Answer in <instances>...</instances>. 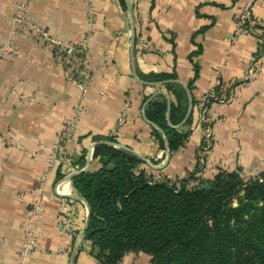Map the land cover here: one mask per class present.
<instances>
[{
  "label": "crops",
  "instance_id": "1",
  "mask_svg": "<svg viewBox=\"0 0 264 264\" xmlns=\"http://www.w3.org/2000/svg\"><path fill=\"white\" fill-rule=\"evenodd\" d=\"M247 1L88 0L93 76L84 94L65 79L52 47L16 35L19 54L0 58V264H17L31 200L19 195L40 184L48 201L40 221V251L31 264L71 263L87 208L69 176L100 168L93 157L96 146L139 157V168L154 179L178 181L199 162L204 178L219 168H238L246 178L264 169V67L247 80L260 50L264 0L252 10V33L232 40L235 18ZM17 2L0 0V45L8 40ZM26 17L64 43L77 45L87 33L83 0H29ZM139 35L151 51L138 47ZM230 92L233 100L220 104L219 98L231 97ZM211 94L206 116L213 121V145L204 151L206 125L197 123V104ZM127 98L126 119L118 126ZM81 104L86 111L63 146L62 160L48 164L45 157H32L39 146L50 152L64 119ZM157 104L165 105L168 125L187 135L169 157L163 131L147 116ZM59 182L65 194L55 191ZM67 226L72 234L64 232ZM96 252L84 239L72 264H98ZM117 264H150V256L128 252Z\"/></svg>",
  "mask_w": 264,
  "mask_h": 264
},
{
  "label": "trees",
  "instance_id": "2",
  "mask_svg": "<svg viewBox=\"0 0 264 264\" xmlns=\"http://www.w3.org/2000/svg\"><path fill=\"white\" fill-rule=\"evenodd\" d=\"M165 111L157 104L147 116L172 154L187 135L168 125ZM93 157L100 168L72 182L90 208L84 239L98 264H117L128 252L147 254L150 264H264V169L246 178L238 168H219L204 178L199 162L172 181L154 179L122 149L99 145Z\"/></svg>",
  "mask_w": 264,
  "mask_h": 264
},
{
  "label": "built area",
  "instance_id": "3",
  "mask_svg": "<svg viewBox=\"0 0 264 264\" xmlns=\"http://www.w3.org/2000/svg\"><path fill=\"white\" fill-rule=\"evenodd\" d=\"M87 6L88 18H87V33L83 37L80 43L77 45L64 43L57 40L43 27L30 22L27 17L29 0H18L15 4L14 15L12 17V28L8 37V40L0 45V58L4 55L17 56L19 51L14 46V39L16 35L22 34L30 42L40 44L43 46L52 47L57 55L58 63L63 69V75L66 80L72 82L81 93H86L92 82L93 67L89 60V53L87 47V40L92 30V7L88 3V0H83ZM259 0H248L245 6L239 11L235 18V26L232 32V40H236L241 36L250 35L252 33L253 21L252 10ZM260 50L255 55L249 68V75L247 80L254 79L261 73L264 67V22L260 24ZM137 45L141 50L151 51L152 46L142 36H137ZM219 85V81L216 86ZM232 94V92H230ZM230 94V95H231ZM211 95L203 96L197 104V116L198 125L205 124V136H204V151L209 150L213 145L212 126L213 121L207 118V107L211 99ZM214 95L212 96V98ZM233 100V94L231 97L224 96L219 98V103L227 105ZM129 99H125L124 108L121 116L118 119V126H121L126 119V110L129 106ZM86 111L85 105H78L74 109V116L64 119L62 129L57 135L54 143L52 144L50 152L46 153L39 146L35 151L31 152L32 157L42 156L46 158L48 164L62 160V150L64 144L71 140L75 134V125L79 117ZM111 137L115 136V131L110 134ZM91 155L88 156V159ZM55 191L58 194H65L63 191L62 182H59ZM30 197L29 207L27 210V216L23 228L22 241L18 251L17 264H31L32 258L36 252L40 251V239L42 232L40 229V221L46 211V203L48 201L47 195H45L44 187L40 184L34 187L26 193H20L19 197ZM64 232L72 234L70 227H65Z\"/></svg>",
  "mask_w": 264,
  "mask_h": 264
},
{
  "label": "water",
  "instance_id": "4",
  "mask_svg": "<svg viewBox=\"0 0 264 264\" xmlns=\"http://www.w3.org/2000/svg\"><path fill=\"white\" fill-rule=\"evenodd\" d=\"M166 145H167V144H166ZM167 154H168V157H169V156H170V151L168 150V148H167ZM84 171H86V168L82 169L81 171H78V172H74V173H72V174L69 176V178L75 176L76 174H78V173H80V172H84ZM77 198H78L80 201H82V202L85 204L86 208H87V219H86V221H85V224H84L83 230L81 231V234H80L79 237H78L77 243H76L74 249H73L72 252H71V263H70V264L73 263V258H74V256L76 255V253H77V251H78L79 245L81 244V242H82V241L84 240V238H85V237H84L85 229H86L87 222H88V218H89V214H90V208H89L88 204L85 202V200H84L81 196H77Z\"/></svg>",
  "mask_w": 264,
  "mask_h": 264
}]
</instances>
